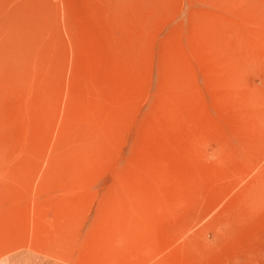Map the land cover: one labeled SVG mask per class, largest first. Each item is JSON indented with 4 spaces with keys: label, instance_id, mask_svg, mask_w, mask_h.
<instances>
[{
    "label": "rangeland",
    "instance_id": "374dc122",
    "mask_svg": "<svg viewBox=\"0 0 264 264\" xmlns=\"http://www.w3.org/2000/svg\"><path fill=\"white\" fill-rule=\"evenodd\" d=\"M0 264H264V0H0Z\"/></svg>",
    "mask_w": 264,
    "mask_h": 264
},
{
    "label": "bare ground",
    "instance_id": "6f19581e",
    "mask_svg": "<svg viewBox=\"0 0 264 264\" xmlns=\"http://www.w3.org/2000/svg\"><path fill=\"white\" fill-rule=\"evenodd\" d=\"M224 113V112H223Z\"/></svg>",
    "mask_w": 264,
    "mask_h": 264
}]
</instances>
